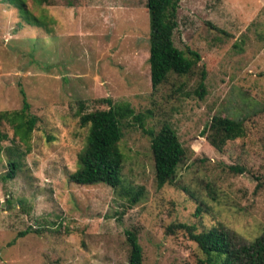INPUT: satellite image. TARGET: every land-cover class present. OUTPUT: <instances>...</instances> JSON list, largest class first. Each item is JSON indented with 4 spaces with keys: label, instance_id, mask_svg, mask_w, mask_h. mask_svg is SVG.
<instances>
[{
    "label": "rangeland",
    "instance_id": "1",
    "mask_svg": "<svg viewBox=\"0 0 264 264\" xmlns=\"http://www.w3.org/2000/svg\"><path fill=\"white\" fill-rule=\"evenodd\" d=\"M145 1L0 0V112L24 96L37 118L27 145L0 122V176L17 166L0 179V264H127L129 230L142 264H200L176 225L242 242L264 234V0H179L172 42L199 61L154 90ZM101 99L138 118L120 121L116 188L67 179L86 136L79 104L107 110ZM216 118L241 121L244 136L214 147ZM162 126L184 157L158 189L146 132Z\"/></svg>",
    "mask_w": 264,
    "mask_h": 264
},
{
    "label": "trees",
    "instance_id": "2",
    "mask_svg": "<svg viewBox=\"0 0 264 264\" xmlns=\"http://www.w3.org/2000/svg\"><path fill=\"white\" fill-rule=\"evenodd\" d=\"M179 0H146L145 8L149 18L148 58L149 82L152 90L162 84L169 74L183 76L190 72L199 55L186 48L185 52L174 47L172 34L176 28V11ZM203 77V72L201 78ZM201 89V84H199ZM22 94V93H21ZM107 110L83 112L81 104L76 112L78 124L86 128L84 145L77 154L76 168L67 175L69 182L79 186L105 185L116 188L121 184L123 155L119 150L121 139L120 121L133 116L127 104L113 105L109 99H101ZM28 104L22 96L19 110L0 112V122H5L13 137L27 145L37 118L28 114ZM138 119L137 116H133ZM211 144L221 149L227 141L244 136L242 122L216 118L209 127ZM153 163L156 188L160 189L173 180L176 169L184 157V150L174 131L162 126L157 132H146ZM5 138L0 134V141ZM17 166L13 160L7 162V172L0 176L3 181L15 176ZM239 171V169H232ZM142 194V188L128 191V202L135 204ZM198 211V210H197ZM185 230L202 255L200 264H264V234L249 242L236 240L222 230L211 228L195 232L193 226L178 224ZM25 233H20L24 235ZM128 246L127 264H142V252L135 231L125 232Z\"/></svg>",
    "mask_w": 264,
    "mask_h": 264
}]
</instances>
